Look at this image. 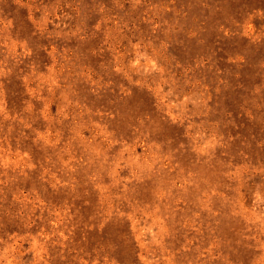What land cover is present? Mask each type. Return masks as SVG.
Listing matches in <instances>:
<instances>
[{
  "label": "rangeland",
  "instance_id": "1",
  "mask_svg": "<svg viewBox=\"0 0 264 264\" xmlns=\"http://www.w3.org/2000/svg\"><path fill=\"white\" fill-rule=\"evenodd\" d=\"M0 264H264V0H0Z\"/></svg>",
  "mask_w": 264,
  "mask_h": 264
}]
</instances>
